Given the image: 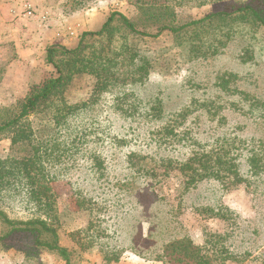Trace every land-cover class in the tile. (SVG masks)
I'll return each mask as SVG.
<instances>
[{"label":"trees","instance_id":"16d2710c","mask_svg":"<svg viewBox=\"0 0 264 264\" xmlns=\"http://www.w3.org/2000/svg\"><path fill=\"white\" fill-rule=\"evenodd\" d=\"M86 1L68 0L64 13L72 17ZM127 1L136 20L110 10L98 29L82 31L73 45L47 44L43 60L54 73L31 81L13 104L0 105V140L9 141L8 152L0 156V241L23 238L18 247L25 264L42 253L63 264H87L91 254L104 264H116L127 252L160 264H172L169 255L195 264H264V240L242 247L229 242L237 215L225 205L199 210L225 224L222 231L204 230L200 244L175 239L167 231L162 210L170 215L168 223L180 222L176 206L155 190L160 166L172 165L180 174L176 198L204 180L215 181L223 192L244 183L264 195V141L230 133L198 140L179 130L195 110L216 114L214 108L221 105L205 102L195 110L187 106L166 114L159 95L142 97L152 57L137 44L139 38L166 33L170 47L187 45L193 62L214 58L241 39L239 57L248 62L262 50L255 45L264 30V0ZM212 3L221 7L185 21L177 18L179 7ZM77 75L89 76L91 86L84 99L71 101L66 94ZM236 79L223 72L214 84L232 97L234 110L256 116L260 104L236 87ZM104 105L125 125L113 127L102 118ZM156 123H161L160 135L144 136L143 126ZM63 188L70 190L75 211L89 213L86 226L70 234L69 245L60 238L58 196ZM142 224L145 235L134 239L131 228Z\"/></svg>","mask_w":264,"mask_h":264},{"label":"rangeland","instance_id":"374dc122","mask_svg":"<svg viewBox=\"0 0 264 264\" xmlns=\"http://www.w3.org/2000/svg\"><path fill=\"white\" fill-rule=\"evenodd\" d=\"M84 5L83 10L95 7L94 9L98 13H95L93 18L99 22L110 10L121 11L133 20L138 18L135 8L127 0H87ZM220 7V3L207 4L202 7H179L176 9L177 18L179 21H185L218 10ZM4 30H7L6 27L1 26V35H7ZM137 44L152 57L149 80L140 90L142 97L159 95L166 114L178 112L187 106L195 110L205 102L221 105V108L217 110L212 104L216 114L205 109L195 110L180 124L179 130H185L188 136L191 134L198 140L210 137V134L230 133L246 139L259 138L264 141V30L255 45L256 49L262 47V50L255 52L253 59L245 63L239 57L243 46L241 39L232 40L223 52L214 58L193 62L189 61L187 45L181 48L170 47L171 36L166 33L156 39L139 38ZM14 48V41L6 39V41L0 42V105L13 104L25 95L31 81H40L54 73L53 69L44 63V53L38 54L35 62H32L30 67H26L24 72L17 60ZM223 72L235 74L237 76L236 87L250 94L253 97L252 100L255 99L260 104L256 116L243 115L231 107L229 100L232 97L224 95L214 84L217 74ZM90 84L89 76L77 75L67 91L68 99L71 101L84 99L90 89ZM233 99L236 100V97ZM101 115L102 118L111 122L113 127L125 125L124 120L112 114L107 105L101 107ZM219 116L223 118L221 123L217 122ZM166 118L167 116L164 119ZM169 123H172L171 120ZM157 130H161V123L144 125L142 129L144 136L146 134L149 136V133L152 132L153 137L160 135L156 133ZM8 150L9 141L0 140V156L6 154ZM183 151L189 152L187 148H183ZM119 158L117 156V161ZM119 166L121 167V165ZM114 172L112 171V173ZM158 177L159 183L155 185L156 192L176 206V219L180 224L168 223L171 219L170 215L168 216L165 210L160 212L162 221L167 225V231H172L175 239L190 238L200 244L203 240L202 232L204 230L222 231L225 227L222 220L211 219L207 214H199V210L203 207L216 208V205L222 204L237 215L233 224L234 226L237 223V227H235L229 242L240 244L242 247L264 240V195L249 190L244 183L223 192L215 181L204 180L176 198V189L181 181L177 170L172 165L160 166ZM59 190L60 238L62 244L69 245L71 243L70 234L76 229L86 226L89 213L88 211L74 210V200L68 188ZM148 198L146 196L145 209L150 204ZM11 215H15V213ZM138 216L141 217L142 212H139ZM131 230V236L134 239L141 238V234L144 236L146 233V225L142 224L141 227L136 226ZM23 242L25 240L19 237L0 241V264H25L24 255L18 247L24 244ZM177 258H180V261H177ZM167 259H171L172 264H195L179 255H169ZM41 263L63 264L54 256L45 253L40 254L37 260L26 262V264ZM87 264L104 263L99 255L91 254ZM116 264L160 263H151L127 252L123 259Z\"/></svg>","mask_w":264,"mask_h":264},{"label":"crops","instance_id":"0c3cea01","mask_svg":"<svg viewBox=\"0 0 264 264\" xmlns=\"http://www.w3.org/2000/svg\"><path fill=\"white\" fill-rule=\"evenodd\" d=\"M67 1L0 0V27L7 29L4 30L7 35L0 34V42L6 39L14 41L17 60L23 67V71L35 62L38 54L44 53L47 44L58 42L71 46L82 31L98 29L102 24L104 19L99 22L93 18V15L98 13L95 7L87 10L81 9L72 17L66 16L63 8ZM24 4L30 5L36 12H46L48 15L46 23L29 18L24 13ZM62 28L69 29L73 35L56 37L55 33Z\"/></svg>","mask_w":264,"mask_h":264},{"label":"built area","instance_id":"2783aa9c","mask_svg":"<svg viewBox=\"0 0 264 264\" xmlns=\"http://www.w3.org/2000/svg\"><path fill=\"white\" fill-rule=\"evenodd\" d=\"M24 8V13L31 19H35L38 20L42 23H46L47 19H48V15L46 12H36L33 8H31L30 5L28 4H24L23 5ZM63 35H73V33L66 28V30H64V28L59 29L56 33L55 36L56 37H62Z\"/></svg>","mask_w":264,"mask_h":264}]
</instances>
